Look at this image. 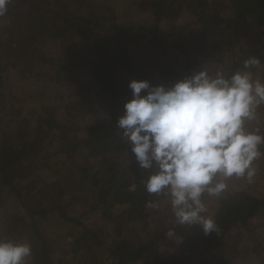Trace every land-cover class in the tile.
Instances as JSON below:
<instances>
[{
    "label": "trees",
    "instance_id": "trees-1",
    "mask_svg": "<svg viewBox=\"0 0 264 264\" xmlns=\"http://www.w3.org/2000/svg\"><path fill=\"white\" fill-rule=\"evenodd\" d=\"M137 5L151 23L128 28L112 0H12L0 17V96L17 53L28 54L27 73H32L34 54H43L34 43L53 40L65 48L46 58L55 66L57 82L69 87L55 97L57 103L25 111L0 101V188L17 208L3 229L7 236L34 235L30 264H188V254L196 264H218L195 241L219 243L248 229L254 217L264 219V191L242 188L220 200L211 216L216 232L208 235L198 225H159L149 235L129 228L137 221L148 224L151 202L143 183L149 170L139 166L117 127L132 99L129 78L151 76L153 84L171 87L200 70L231 76L255 57L259 65L247 71L264 82V0H137ZM185 15L197 18L191 41L178 27ZM158 40L167 44L175 66L136 55L137 43ZM40 93L34 89L30 95ZM91 108L106 111L105 122L79 124ZM257 112L260 122L247 126L264 135V105ZM260 151L264 161V145ZM119 157L124 160L116 163ZM45 169L51 170L50 180L36 181ZM77 185L90 186L95 197L84 217L95 212L109 225L93 228L72 217L67 194ZM52 221L80 226L68 243L69 259L51 243L57 232L45 233ZM170 229L173 237L167 235Z\"/></svg>",
    "mask_w": 264,
    "mask_h": 264
},
{
    "label": "clouds",
    "instance_id": "clouds-1",
    "mask_svg": "<svg viewBox=\"0 0 264 264\" xmlns=\"http://www.w3.org/2000/svg\"><path fill=\"white\" fill-rule=\"evenodd\" d=\"M11 3L0 0V17ZM259 63L249 57L246 70L231 76L200 70L171 87L138 80L128 85L132 99L117 127L139 166L149 170L145 190L168 199L179 225H198L205 235L216 232L214 219L205 215L204 194L219 197L232 177L251 182L256 175L264 135L247 125L264 105V82L247 69ZM167 235L173 237L174 229ZM31 257L29 243L0 240V264H28Z\"/></svg>",
    "mask_w": 264,
    "mask_h": 264
},
{
    "label": "rangeland",
    "instance_id": "rangeland-1",
    "mask_svg": "<svg viewBox=\"0 0 264 264\" xmlns=\"http://www.w3.org/2000/svg\"><path fill=\"white\" fill-rule=\"evenodd\" d=\"M112 2L116 8L115 11L119 15V20L124 25H127L128 28L152 22V19H149V16L145 12L138 9L137 0H112ZM196 21V17H190L187 15L182 16L178 21V27L180 31L185 34L187 41L194 40L195 38L191 37L192 34L190 33L196 29ZM33 46H38V50L43 53L36 56L34 54V57L32 58L34 63L31 70H35L32 72L34 76H32V73H27L28 67L26 65V61L29 57L28 54L17 53V63H11V67H9L8 70V79L3 82L6 91L0 96V101L8 100L9 102H15L17 106H20L25 111L33 110L35 106H39L41 103L48 104V102H54L55 104L57 103L55 97L57 98L59 95H65L69 90V87L66 84L57 82L55 66H52L51 62L46 60L48 55L51 56L53 53H61V51L65 48L61 47L60 43L53 40H48L47 43L43 45H40V43H34ZM166 46L167 44L163 40H158L156 42L141 41L136 44V55L155 57L159 59L162 64H169L173 62V65L175 66L177 61L173 59L172 54L171 56H167L168 53ZM148 50L150 53L146 52ZM151 65L154 67V64ZM41 66L43 68H41ZM150 78L151 76L148 77L146 81H148L150 85H155L152 83L153 80ZM129 79L137 80L133 76ZM30 84L33 88H30ZM34 89L37 90V92L42 93L38 95H30V93H33ZM142 94L144 93L142 92ZM81 116L80 117L82 119L79 121V124L84 126L86 123L88 124L92 121L94 123H104L107 113L103 109L97 111L96 109L91 108V110L87 111L86 115ZM261 119V115L257 112V119L255 121L260 122ZM123 160V158L119 157L115 161L116 163H121ZM96 163L100 164L101 162L96 161ZM262 163L264 164L262 159H258L254 162L256 175L253 177L251 182H249L246 178L232 177L227 181L228 187L226 191H224L219 197H212L205 193L202 197L207 208L205 215L211 217L215 213L220 200L225 197V195L234 192L235 190L244 188L251 191H264V166ZM117 170L118 169L116 167L114 171ZM50 174L51 170L45 169L40 173L39 177L36 178V181H48L51 178ZM5 193L6 192L1 191L0 188V240L29 243L31 245V239L34 235H5L3 222L15 210H17L13 201L11 202L6 199L7 197ZM94 198V193L90 189V186L84 188V186L77 185L67 194V200L69 202L71 201L70 207L72 217L82 220L87 223V225H90V227H102L103 225L105 226L107 222L101 217V214L94 215L95 212H90L88 217H84L86 211L90 209ZM151 202L158 203L159 207H149L150 209L147 215V219L149 221L148 224H141L137 221L132 223L129 228L140 231L144 235H149V232L159 227V225H162L165 229H169L172 224L179 225L171 212V206L166 197L163 195L158 196L151 194ZM97 217L101 218L96 219ZM52 222L55 224L51 223V226L47 224L48 228L45 233L50 237L57 232L58 239H55L56 241H51V243L58 248L56 252L61 257L69 259L71 254L69 253L68 243L72 240V237L79 230L80 226L76 223H71L72 225H70L65 222L64 224H57L58 221ZM55 225H58L57 230L55 229ZM249 225L248 229H244L242 232H238L237 234L232 233L233 235H228L219 243L211 241L205 244V242L197 240L195 241V244L200 246V251L205 252L208 259L212 260L216 257L217 261L215 262L218 264H264V219L259 216L254 217ZM220 244H223V246H219ZM236 248L238 251L235 250ZM29 260L28 264H30ZM188 260H190L188 264H196L194 262L195 258L190 257V254H188ZM179 263L184 264L182 261Z\"/></svg>",
    "mask_w": 264,
    "mask_h": 264
}]
</instances>
